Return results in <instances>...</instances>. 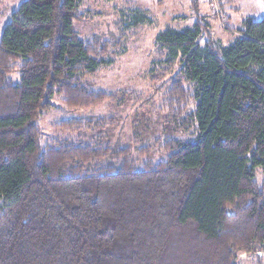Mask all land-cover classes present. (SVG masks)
Listing matches in <instances>:
<instances>
[{"label":"trees","instance_id":"1","mask_svg":"<svg viewBox=\"0 0 264 264\" xmlns=\"http://www.w3.org/2000/svg\"><path fill=\"white\" fill-rule=\"evenodd\" d=\"M83 1L23 0L0 34V264H237L264 251V16L221 46L190 0L193 24L157 34L188 138L140 162L100 141L41 146L55 95L74 109L113 98L83 82L109 64L107 44L73 30Z\"/></svg>","mask_w":264,"mask_h":264},{"label":"rangeland","instance_id":"2","mask_svg":"<svg viewBox=\"0 0 264 264\" xmlns=\"http://www.w3.org/2000/svg\"><path fill=\"white\" fill-rule=\"evenodd\" d=\"M23 0H0V34L12 12ZM221 19L211 10L207 19L213 39L221 46L231 44L238 30L237 20L260 21L264 0H222ZM221 4V3H220ZM202 6H200V12ZM84 21L74 22L73 30L84 41L97 40L109 46L108 66L87 76L83 82L95 90L113 96L96 107H66L55 95L52 108L37 119L41 146L50 140L100 141L112 148L128 147L140 162L163 159L165 140H185L187 135L173 124L172 115L182 110L180 101L174 110L168 90L177 67L167 69L158 62L154 40L165 28L182 29L193 24L190 0H84L80 6ZM140 14L150 23L130 27L129 19ZM223 26H221V23ZM178 102V101H177ZM173 111H175L173 113ZM174 114V115H175ZM85 120L81 128H60L67 120ZM140 156L138 155V150ZM261 182V175L256 176ZM240 212H238V218ZM237 264H264V251L237 252Z\"/></svg>","mask_w":264,"mask_h":264},{"label":"built area","instance_id":"3","mask_svg":"<svg viewBox=\"0 0 264 264\" xmlns=\"http://www.w3.org/2000/svg\"><path fill=\"white\" fill-rule=\"evenodd\" d=\"M200 1L205 3L208 6V8L212 12H214V14L216 15V18H217L218 21L221 19V16H220V3L222 2V0H200ZM221 26H223L222 23H221Z\"/></svg>","mask_w":264,"mask_h":264},{"label":"crops","instance_id":"4","mask_svg":"<svg viewBox=\"0 0 264 264\" xmlns=\"http://www.w3.org/2000/svg\"><path fill=\"white\" fill-rule=\"evenodd\" d=\"M199 2H200V5H199V13H200V15H202L203 17H205V16H208V14L210 13L209 11H210V9L208 8V6L205 4V3H203V2H201L200 0H199ZM224 2V1H223ZM200 6H202V11L200 12ZM206 20V22L208 23V21H207V19H205ZM245 19H242V20H237L238 22L236 23V25H237V29L239 28V30L241 29V27H242V23H243V21H244ZM238 30V31H239Z\"/></svg>","mask_w":264,"mask_h":264}]
</instances>
